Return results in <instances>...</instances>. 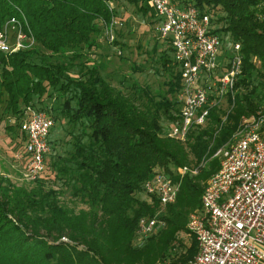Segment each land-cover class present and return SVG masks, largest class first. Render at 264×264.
Instances as JSON below:
<instances>
[{
    "label": "trees",
    "instance_id": "1",
    "mask_svg": "<svg viewBox=\"0 0 264 264\" xmlns=\"http://www.w3.org/2000/svg\"><path fill=\"white\" fill-rule=\"evenodd\" d=\"M109 1L0 0V24L13 16L34 39L0 51V102L19 129L27 105L48 110L54 122L60 111L70 138L62 153L50 149L51 167L45 158L43 176L52 168L88 206L78 211L64 206L55 189L37 183L40 176L30 189L0 176V264H155L164 258L186 264L197 241L191 235L186 245L178 234L189 232L188 213L201 202L204 180L219 167L214 152L242 116L264 101V0H194L211 11L222 37L240 42L242 72L234 91L209 106L204 124L192 125L184 140L163 134L166 120H178L180 106L179 66L169 43L154 59L166 74L165 93H154L134 78L117 88L98 63L89 62L104 23L118 15ZM124 1L141 14H155L147 0ZM46 98L58 106H47ZM20 134L24 138L21 129ZM202 161L195 174L172 172L180 187L162 210L143 192L154 167L171 173L172 165ZM157 210L164 225L136 245L139 218Z\"/></svg>",
    "mask_w": 264,
    "mask_h": 264
},
{
    "label": "built area",
    "instance_id": "2",
    "mask_svg": "<svg viewBox=\"0 0 264 264\" xmlns=\"http://www.w3.org/2000/svg\"><path fill=\"white\" fill-rule=\"evenodd\" d=\"M154 11L158 36L172 46L179 66L178 120L163 134L184 140L194 124H204L209 106L233 92L242 72L240 42L215 30L213 14L194 0H148ZM111 5V4H110ZM117 17L104 23V36L115 38ZM11 32V34H10ZM11 38H10V35ZM34 42L19 20L0 24V51H14ZM254 60L258 62L256 56ZM54 118L45 109L27 105L20 122L26 164L23 175L36 179L46 169L51 149L49 132ZM219 167L211 172L201 194V205L190 211L187 230L195 235L197 250L186 264H264V101L243 115L241 125L214 152ZM197 165L171 166V173L156 166L142 184L145 195L160 204L174 201L182 176L195 174ZM138 220L136 245L164 225L160 211ZM188 232V233H190ZM60 239L68 241L66 236ZM156 264H171L168 258Z\"/></svg>",
    "mask_w": 264,
    "mask_h": 264
},
{
    "label": "rangeland",
    "instance_id": "3",
    "mask_svg": "<svg viewBox=\"0 0 264 264\" xmlns=\"http://www.w3.org/2000/svg\"><path fill=\"white\" fill-rule=\"evenodd\" d=\"M110 1L109 3L111 5L118 8V15H116L118 22L115 26V38L118 39V42L114 43L113 40L108 41L104 34L100 33L96 37L97 45H94L89 50V62L95 61L98 63L102 69V73L117 88L125 86L128 81L127 79L131 81L134 78L141 84L150 85L154 93H165L167 90L166 74L156 64L154 59L156 53L166 46V42L157 34L155 14L150 15L149 12L147 14H141L135 10L133 4L124 0ZM155 45L156 50H153ZM136 66L139 70L134 69ZM127 88L125 87L124 89L126 90ZM46 100L45 104L47 106H58L57 100L54 101L51 98H46ZM54 111L56 110L54 109ZM55 115L58 116V120H55L56 123L54 122L50 134L53 138L50 142L51 153L56 150L62 153L68 145L70 135L66 131L65 117L58 110L55 112ZM16 122L17 118L9 115L4 110V103L0 102V176L7 177L16 187L30 189L36 186V181H34L35 179L28 180L23 175L26 157L23 152V138L20 134V129L15 125ZM165 123L166 127L172 124V122L167 120ZM10 126H13V128ZM55 141L57 142L55 143ZM51 159L50 155L46 157L50 167ZM49 168L44 176V173L41 174L40 181L37 183L41 182L46 190L49 188L55 189L59 202L71 208L73 211L87 208V203L72 195L70 187L56 178L52 168H50L51 170ZM209 176L204 180L203 188ZM200 205L201 202L190 211L198 208ZM178 235L186 245L190 243L191 235L195 238V235L191 232H183Z\"/></svg>",
    "mask_w": 264,
    "mask_h": 264
}]
</instances>
